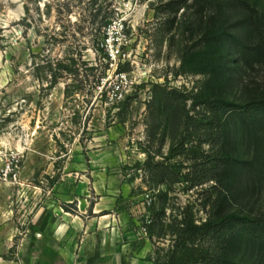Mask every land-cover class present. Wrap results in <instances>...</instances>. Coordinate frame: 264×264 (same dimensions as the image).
<instances>
[{"label": "rangeland", "instance_id": "1", "mask_svg": "<svg viewBox=\"0 0 264 264\" xmlns=\"http://www.w3.org/2000/svg\"><path fill=\"white\" fill-rule=\"evenodd\" d=\"M191 5L192 0H0V172L9 165L19 172L16 180H0V264H63L53 255L29 263L24 248L29 242L35 247V233H41L38 213L63 215L73 197L86 220L113 221L119 264L124 257L154 264L158 249L174 245L186 207L198 223L206 220L213 182L191 188L181 177L160 184L146 165L164 161L184 176L211 150L200 148L198 134L180 118L184 106L190 115L202 110L192 97L204 77L182 69L184 52L201 35ZM233 15L234 23L243 18ZM226 55H233L231 44ZM239 58L240 75L226 96L243 105L264 93V54L261 61ZM155 86L175 89L186 101L167 107L158 99L161 110L152 120ZM253 120L250 114L231 117L226 147L235 159L254 161L228 208L250 219L264 215V141L249 147L246 127ZM183 141L186 151L173 156L172 148ZM97 204L105 210L99 215L93 213ZM233 260L264 264V249L244 246Z\"/></svg>", "mask_w": 264, "mask_h": 264}, {"label": "trees", "instance_id": "2", "mask_svg": "<svg viewBox=\"0 0 264 264\" xmlns=\"http://www.w3.org/2000/svg\"><path fill=\"white\" fill-rule=\"evenodd\" d=\"M191 6L198 17L196 27L201 35L184 52L182 69L204 77L202 86L192 97L195 107L199 106L202 110L190 115L189 111L185 112L184 106L180 118L190 122L200 138V148L208 145L211 150L203 151V161L191 166L184 176L164 161L147 162L146 165L160 184L171 185L184 177L186 182L191 183V188L210 182L214 185L204 203L209 208L206 220L198 223L193 209L186 207L174 229V245L168 250L158 249L154 264H237L233 260L235 252L244 246L254 250L264 249V215L254 219L239 218L228 211L236 201L242 173L254 166V161L235 159L227 150L231 136L229 120L235 115L255 116L256 120L246 127L247 142L249 147L253 142H263L264 93L249 97L243 105L230 101L226 95L231 83L240 75L239 56L262 60L264 0H192ZM234 13L243 14V18L232 22ZM231 28L238 34H232ZM229 44L233 48L231 57L226 55ZM186 98L175 89L155 86L149 106L152 120H156L161 110L157 105L158 99L168 107L173 103L180 104ZM186 143L183 141L178 147H173L172 155L184 154ZM76 204H68L64 210L77 214ZM73 206L74 211L71 209ZM49 220L50 214L44 219L41 230L45 229ZM238 223L242 227L236 230Z\"/></svg>", "mask_w": 264, "mask_h": 264}, {"label": "crops", "instance_id": "3", "mask_svg": "<svg viewBox=\"0 0 264 264\" xmlns=\"http://www.w3.org/2000/svg\"><path fill=\"white\" fill-rule=\"evenodd\" d=\"M75 200L78 199L73 197L66 202L72 204ZM104 211L98 208V204L93 207L95 215ZM62 212L63 215H60V213L44 209L35 217V226L42 227L44 219L50 214V220L45 229L39 234L35 233L38 238L35 247L29 242L28 247L24 248L27 249L29 263H37L53 255L63 264H86L96 258L99 264H119L117 244L120 237L114 228L113 221H103V217H99L100 219L94 222L92 218L86 220L87 218L82 216V206L81 208L79 206V214L63 210ZM107 223H111V229H108ZM122 254L125 253L122 251ZM129 259L132 264L134 259ZM129 259L124 257V263L129 264Z\"/></svg>", "mask_w": 264, "mask_h": 264}, {"label": "built area", "instance_id": "4", "mask_svg": "<svg viewBox=\"0 0 264 264\" xmlns=\"http://www.w3.org/2000/svg\"><path fill=\"white\" fill-rule=\"evenodd\" d=\"M19 172L15 169V167H11L10 165L7 169L0 172V180L14 179L18 178Z\"/></svg>", "mask_w": 264, "mask_h": 264}]
</instances>
